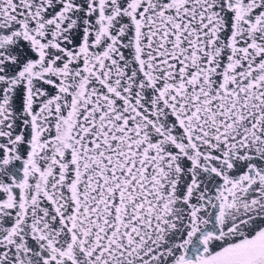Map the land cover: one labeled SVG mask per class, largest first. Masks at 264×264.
I'll use <instances>...</instances> for the list:
<instances>
[{"label":"snow or ice","instance_id":"1","mask_svg":"<svg viewBox=\"0 0 264 264\" xmlns=\"http://www.w3.org/2000/svg\"><path fill=\"white\" fill-rule=\"evenodd\" d=\"M0 264H264V0H0Z\"/></svg>","mask_w":264,"mask_h":264}]
</instances>
